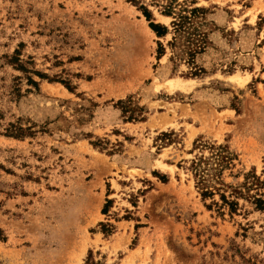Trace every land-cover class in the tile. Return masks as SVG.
Wrapping results in <instances>:
<instances>
[{"label":"rangeland","instance_id":"obj_1","mask_svg":"<svg viewBox=\"0 0 264 264\" xmlns=\"http://www.w3.org/2000/svg\"><path fill=\"white\" fill-rule=\"evenodd\" d=\"M212 145L264 182V0H0V264H264V210L195 188Z\"/></svg>","mask_w":264,"mask_h":264},{"label":"trees","instance_id":"obj_2","mask_svg":"<svg viewBox=\"0 0 264 264\" xmlns=\"http://www.w3.org/2000/svg\"><path fill=\"white\" fill-rule=\"evenodd\" d=\"M144 17L147 21H150V16L147 10L142 9ZM199 11V10H196ZM192 13V12H191ZM179 19L184 20V17L179 16ZM150 29L158 36L161 37L165 35L166 29L150 23ZM12 64L16 65L18 70L26 72L25 69L20 65L19 59H12ZM43 78V77H42ZM30 84L35 86L33 81H29ZM69 92H73V88L67 83L60 81ZM113 108L120 110L124 122H133L143 120V109L135 106L129 111V107H134L130 99L125 101H118L116 104L112 105ZM129 112V115L127 113ZM9 136L14 138H20L21 135L17 133H9ZM95 148H101V143L98 141L96 143H91ZM208 152L207 156L200 155L199 157L192 160L189 167V171L192 174L194 180L195 188L199 192L201 199L204 201L206 199H212L215 195L219 197V202L221 204L212 201L211 206L215 205L218 209L223 210L226 208L230 215H233L240 210L238 201L244 199L248 201L256 211L264 210V198L263 194L260 192L264 189V182H261L254 175H246L245 182L240 187H232L226 185L222 180V174L225 169L230 166V161L232 159L231 153L228 151L226 146H209L206 147ZM248 179H251L250 185H248ZM251 191H254L251 194ZM106 208L103 212H106ZM101 232L105 235L112 233L113 228L110 225L101 224ZM83 264H101L96 261L92 251H89L87 257Z\"/></svg>","mask_w":264,"mask_h":264}]
</instances>
